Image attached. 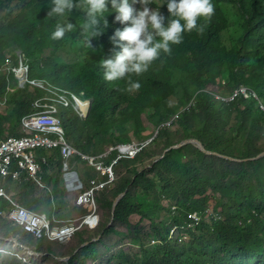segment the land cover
I'll return each mask as SVG.
<instances>
[{"label": "trees", "instance_id": "16d2710c", "mask_svg": "<svg viewBox=\"0 0 264 264\" xmlns=\"http://www.w3.org/2000/svg\"><path fill=\"white\" fill-rule=\"evenodd\" d=\"M38 1L51 0H0V18L4 17L0 24V69H5L0 75V94L9 90L6 49L19 45L38 59L46 48H54L55 54H61L57 64L50 67L54 64L52 59L45 69L38 64L33 75L47 77L73 90H86L95 99L89 121H81L72 111H63L69 138L77 148L97 154L108 145L146 141L153 136L147 121L151 127L161 126L183 112L195 97L196 106L190 112H183L174 127L161 130L153 144L136 159L121 162L115 184L98 197L104 222L95 230L86 228L79 232L70 244L77 243L68 253L56 252L55 247L63 244L48 238L37 239L24 231V237L32 238L36 245L23 237L20 241L42 255L31 256L25 248L0 239V259H4L0 264H264V157L237 162L207 154L194 145L172 149L164 155L166 149L189 139H197L211 151L238 159L252 158L264 151V111L259 104L245 100L228 104L211 96L248 84L264 100V0H232L238 9L241 29L230 49L220 50L218 55L198 53L200 43L220 48L216 39L210 37L219 29L208 23L204 33L185 34L183 43L147 72L140 76L133 74L131 79L141 87L131 92L127 91L128 77L110 84L104 79L100 61L112 55L111 27L93 38V47L88 48L87 34L82 28L87 21L83 8L74 7L60 15L64 25L74 26L61 41L50 38L47 44L38 29L28 35L17 31L13 18L27 4ZM102 24L103 21L101 27ZM116 26L114 32L126 25L118 22ZM224 82L227 88L223 87ZM42 96L39 90L22 92L20 100L15 99L11 116L0 112L1 139L23 136L18 131L21 121L34 112V103ZM60 168L59 161L45 170L44 182L53 186V191L41 188L28 172L20 181L13 175L0 176V185L14 194L19 204L56 214L59 220L85 215L87 210H80L68 200L60 183L54 185ZM13 170H18V164H13ZM150 170L154 171L150 173ZM125 191L127 194L113 220L114 201ZM13 206L12 200L0 197V236L5 238L15 235H10L12 222L1 212ZM193 211L200 212L208 221H203L204 226L191 228L192 238L184 241L181 236L188 231L186 219ZM135 215L139 220L132 224L131 217ZM119 227L129 228L128 234L120 237ZM100 236L99 241L78 252L84 243ZM68 256H71L69 260L60 259Z\"/></svg>", "mask_w": 264, "mask_h": 264}, {"label": "clouds", "instance_id": "9594fccd", "mask_svg": "<svg viewBox=\"0 0 264 264\" xmlns=\"http://www.w3.org/2000/svg\"><path fill=\"white\" fill-rule=\"evenodd\" d=\"M137 4L140 6L139 8L135 7V5ZM152 4H154V0H79V3H74V0H51L49 2L38 1L36 3L27 4L23 10H19L17 16L13 18L15 19L13 26L23 35L31 34L36 29H38L39 36L41 37V39L46 40L47 44L50 43V38H52L53 41H61L66 36V34L71 33L74 29V26L71 23H67L66 25H64V20L61 18V16H63L66 11L71 12L74 7L83 8L86 12L87 21L82 25V28L87 34L85 43L88 48L93 47V38L100 37L103 34V30L105 28L110 29L111 27L110 36L113 35L110 38L113 45L111 49L112 55L107 58L101 59L100 61V67L103 69L104 79L110 84V82L120 80L122 81L126 77H128L127 91L130 92L139 90L141 87V84L138 81H133L131 79V76L133 74L136 76H140L143 73L147 72L150 67H154L163 58L169 57L173 53L174 49L179 47L183 43L185 34L190 35L204 33V27L206 26V24L212 23L216 28L219 29V32L213 34L210 37L216 39L220 48L210 44L200 43L197 51L198 53L205 55H218L221 53V51L230 49L234 45L237 34L241 29L238 9L232 0H162V3L155 8L150 7V5ZM48 11V17L44 19V14ZM3 20L4 17L0 18V24L3 22ZM101 21H103L102 27ZM118 22L126 26L123 27V29H116L114 32V29L117 27L116 25ZM117 49L119 50L117 51ZM6 50L9 63V66L7 67V70L9 71V90L4 95L0 94V98L5 99L6 96L10 94L12 84L15 81L17 82L19 90L21 92L29 91L30 93H33L36 90H39L43 92V96L35 101L34 112L22 119L18 131H20L23 136H7L4 139H0V142L8 141L13 138L23 139L35 137L37 135H44V133L34 128L35 126H38V121L44 116H48L52 119V121H56L57 126L60 128V131H54V134L49 135L51 139L60 143L59 147H41L34 149L36 155L39 158V162L42 164V172L40 176L43 179L41 182H39L38 179L30 171L21 169L18 161H14V163L18 164V170H13L12 166V174L7 176H14L15 173L21 172L19 178H16L14 176L15 180L20 181L22 179V175L25 172H28L30 174V177L34 178L41 188H47L50 191H53V186H49L44 182L45 170L47 166L50 167L53 165H57L59 161L61 162V168L59 169L60 172L58 175H56L55 179H58L61 187L65 190L67 198H70V201L77 208L86 209L87 213L85 215L76 216L75 218L66 221L59 220L56 214H50L47 211L38 212L24 205L22 206L38 213H46L50 217L56 218L58 222L55 223V225H63L64 223L74 220L77 221L78 225H82V228L77 231L75 236L67 242L54 240L49 238L48 236L41 238H48L52 241L59 242L64 245H69L82 230L86 228H89L91 230L99 228L103 218V214L101 212L98 197L101 192H104L113 187L114 183L118 179L117 169L120 166L121 162L127 159H136L137 156L145 150V148H148L151 144H153L154 140L158 137L161 130H163L164 128L174 127V124L179 120L180 115H182L183 112H190L196 106V97L190 102V104L183 112L174 115L168 122L164 123L163 125L155 126V130L153 132H150L153 134L150 139L146 141H133L130 143H117L108 145L105 147V150L103 152L91 154L81 150L80 148H77L70 140L63 111H72L78 116L81 121H89L93 112L95 99L86 90H73L65 85L56 84L47 77L33 75V68L35 66L41 64V67L45 69V64L51 63L52 59L54 64L48 65L50 67H53V65L57 64L56 59L58 57H61V54H55V49L50 47L46 48L43 52V55L41 54L40 57L36 59V57L28 55L27 52L19 45ZM4 71L5 69H0V75H3ZM22 86H24L25 88H23ZM223 87L227 88V83L225 84L224 82ZM116 92L117 90H115V93ZM211 96L214 100L228 104L236 102L238 100L256 101L259 104L260 110L264 111V100L261 98L259 93L255 89L251 88L248 84H242L240 87H237L234 90H231V92H227L226 94H224V92L220 94L212 93ZM15 99L16 98H13L14 102ZM14 109L15 105L13 111ZM2 113L5 114V112ZM62 138L64 139V141H62ZM66 146L72 148V150L77 151V153L72 157L70 161L71 166L75 171H77V173H79L80 177L85 181L87 185L90 184V179L85 180L83 178L81 172L73 166V160H76L77 164L79 162L88 163L90 167L96 169L100 174L98 177L94 178L104 179V175L102 174V172L99 171L97 167L92 165L90 160L85 159L84 155L89 157H100L111 152L109 156L105 158L107 164L111 165L113 163V160L118 157V147L136 146L137 148H139V150L133 157L125 156L119 160L118 164L114 167L116 174L115 180L112 181L105 190L98 193L97 200L99 205L100 224L95 228H92L87 224H82L84 223V217L89 214V211L86 207H82L76 204L75 195L71 196L65 186V180L63 179V175L65 172V157L63 148H65ZM112 148H116L117 150H113ZM233 158L237 159L233 160L237 162L253 160L251 158ZM45 159H47V162H45ZM0 176L4 175L0 174ZM1 187L5 186L0 185V188ZM5 189L8 196L0 197L9 198L14 203V206L2 211L1 214L6 219L10 220L13 224L22 227L24 231L32 234L35 237L33 233L29 232L22 225L17 224L6 215L7 212L11 211L15 207V203L18 202H16L13 198L14 194L9 193L6 187ZM174 209H176L175 206ZM209 211L212 212V208L209 209ZM190 214H197L200 216L198 224H195L196 221L193 218L189 217ZM204 220L207 219L206 217H202L200 212H190L188 214L186 225L188 231L181 236L182 239L184 241H188L191 236V228H198L202 225ZM189 223H192L194 225L189 226ZM0 237V239L6 240L10 243H15L16 247L21 246L25 248L31 256L42 255L35 248L23 244L22 241H20L21 236L15 235L10 238H5L3 236ZM101 237L102 236L94 240H100ZM94 240L90 241V244L92 242H96ZM82 246L78 250V252L82 249ZM68 258L70 259L71 256L61 257L60 259L69 260Z\"/></svg>", "mask_w": 264, "mask_h": 264}, {"label": "built area", "instance_id": "2783aa9c", "mask_svg": "<svg viewBox=\"0 0 264 264\" xmlns=\"http://www.w3.org/2000/svg\"><path fill=\"white\" fill-rule=\"evenodd\" d=\"M34 128L44 133V135H37L35 137L23 139L13 138L8 141L0 142L1 175L7 176L12 174L13 163L14 161H18L21 169L30 171L39 182L42 181L43 178L40 176L42 172V164L39 162V158L34 149L41 147H59L60 143L51 139L49 135L54 134V131H60V128L57 126V122L52 121L48 116H44L40 119L38 121V126H35ZM62 141H64L63 138ZM112 149L117 150L116 148ZM138 150L139 148L136 146L118 147V157L113 160L111 165H108L105 161V158L108 157L111 152L100 157H89L84 155V158L90 160L91 164L97 167V169L104 175V179H90V184L87 185L80 177L79 173H77V171L71 166L70 161L77 151L72 150V148H69L68 146L63 148L65 157V172L63 179L65 180L67 191L71 196L75 195L77 205L86 207L89 211V214L83 219V225L87 224L92 228H95L100 224L99 205L97 200L98 193L105 190L108 185L115 180L116 174L114 167L118 164L119 160L125 156L133 157ZM45 162H47V159H45ZM20 175L21 172L14 174L16 178H19ZM0 196H8L5 187L0 188ZM6 215L11 220L22 225L26 230L33 233L38 239L48 236L54 240L67 242L82 228V225H78L75 220L64 223L63 225H55V223L58 222L56 218H52L46 213L32 211L18 203H15V207L7 212ZM189 217L196 221L195 224L199 223V215L190 214ZM193 225L194 224L189 223V226Z\"/></svg>", "mask_w": 264, "mask_h": 264}, {"label": "rangeland", "instance_id": "374dc122", "mask_svg": "<svg viewBox=\"0 0 264 264\" xmlns=\"http://www.w3.org/2000/svg\"><path fill=\"white\" fill-rule=\"evenodd\" d=\"M162 3V0H154V4L150 5V7H153L155 8L156 6H158L159 4ZM161 9V7H160ZM23 88H25L24 86H22ZM21 91L19 90V87H18V84L17 82H13L12 84V87H11V90H10V94L8 96H6L5 99L3 98H0V112H5L6 115H9L11 116L12 112H13V108H14V105H15V102L13 100V98H17V99H20V95H21ZM146 126L147 128H149V130H151L150 132H153L155 129V125L153 127H151V122L147 121L146 122ZM1 139V138H0ZM73 166L78 169L83 178L85 180H88V179H91V178H94V177H98L100 174L98 173V171H96V169L92 168V167H89L88 163L86 162H79L77 164V161L76 160H73ZM89 167V168H88ZM81 169V170H80ZM89 170V171H88ZM85 171V172H84ZM91 172V173H90ZM85 173V174H84ZM89 175V176H88ZM55 183L54 185H58L59 182H58V179L56 178L55 179ZM68 200H71L70 198H68ZM214 200L215 199H212L211 200V204L214 205ZM139 220V217L137 215L135 216H132L131 217V223L132 224H135L136 222H138ZM143 223L145 224L146 221H143ZM10 228H11V231H10V235H18V236H23L24 239L30 241L31 243L35 244L36 241H34L32 238L30 237H24L25 236V233H24V230L22 227H19L18 225H15L12 223V226L10 225ZM129 232V228L127 229L126 227H119L117 229V233L120 235V237H123V236H126ZM75 245V242L72 243ZM72 244H69V245H65L63 247L61 246H56L55 247V250L57 253H68L70 251V249L74 246ZM7 246L9 245L8 243L6 244ZM3 258L0 259V263L3 262ZM98 264H106L105 262H99ZM108 264V263H107Z\"/></svg>", "mask_w": 264, "mask_h": 264}, {"label": "water", "instance_id": "95a60500", "mask_svg": "<svg viewBox=\"0 0 264 264\" xmlns=\"http://www.w3.org/2000/svg\"><path fill=\"white\" fill-rule=\"evenodd\" d=\"M188 145H194L196 146L197 148H200L202 149L204 152H206L207 154H210V155H218V156H221L223 158H226V159H231V160H237V159H234L233 157L231 156H228V155H225V154H222V153H219V152H216V151H211L209 150L205 145H203V143L197 139H189V140H186L184 142H182L180 145H177V146H173L171 148H168L165 150V154L167 152H169L170 150L172 149H176V148H183L185 146H188ZM164 154V155H165ZM164 157V156H163ZM264 157V152H262L261 154H259L257 157H254V158H251L253 160L255 159H259V158H262ZM127 194V191L121 193L114 201V204H113V210H112V214H113V220H114V216H115V213H116V209L120 203V201L126 196ZM113 221L111 222V225H112ZM1 238V237H0ZM99 240V239H97ZM97 240H94V241H97ZM90 244V242H87L85 243L82 248H85L86 246H88ZM69 259V258H68Z\"/></svg>", "mask_w": 264, "mask_h": 264}, {"label": "bare ground", "instance_id": "6f19581e", "mask_svg": "<svg viewBox=\"0 0 264 264\" xmlns=\"http://www.w3.org/2000/svg\"><path fill=\"white\" fill-rule=\"evenodd\" d=\"M143 153V152H142ZM257 155V154H256ZM260 160V159H259ZM250 163V162H249ZM89 165V164H88ZM122 165V164H121ZM264 166V165H263ZM90 167V166H89ZM88 167V168H89ZM127 168V167H126ZM79 169V168H78ZM81 170V169H80ZM132 170H133V168L131 169V172H132ZM242 170V169H241ZM89 171V170H88ZM97 171V170H96ZM152 171H154V170H152ZM152 171L150 170V173H152ZM85 172V171H84ZM130 172V173H131ZM134 172V171H133ZM156 172V171H155ZM248 172V171H247ZM91 173V172H90ZM135 173V172H134ZM145 173V172H144ZM146 173H147V171H146ZM157 173V172H156ZM159 173V172H158ZM157 173V174H158ZM240 173V172H239ZM85 174V173H84ZM122 174V173H121ZM153 174H154V172H153ZM156 174V175H157ZM161 174V173H160ZM130 175V174H129ZM133 175V174H132ZM142 175V174H141ZM55 176V175H54ZM53 176V177H54ZM89 176V175H88ZM167 176V175H166ZM166 176H165V178H166ZM128 177V176H127ZM133 177V176H132ZM156 177V176H155ZM160 177L162 178V174L160 175ZM129 178H131L130 176H129ZM136 178H138V177H136ZM141 178H144V177H141ZM157 178V177H156ZM145 179H146V176H145ZM144 179V180H145ZM167 179V178H166ZM152 180V179H151ZM1 181V180H0ZM56 181V180H55ZM122 181H123V179H122ZM122 181H121V183H122ZM132 181V180H131ZM136 181V180H135ZM153 181V180H152ZM165 181V180H164ZM127 182V181H126ZM128 182H130V180H128ZM162 182V181H161ZM120 183V184H121ZM124 183H125V181H124ZM115 184V183H114ZM119 184V183H118ZM164 184V183H163ZM117 185V184H116ZM127 185V184H126ZM134 185V184H133ZM124 186H125V184H124ZM128 186V185H127ZM49 190V189H48ZM102 193H106V192H102ZM162 194V193H161ZM159 196H160V194H158ZM64 196V195H63ZM166 197V196H165ZM58 198V197H57ZM57 198H56V200H57ZM61 198V197H60ZM169 199V198H168ZM52 200H53V198H52ZM100 200V199H99ZM166 200V199H165ZM17 201V200H16ZM60 202H62L61 200H59ZM59 201H57V202H59ZM161 201V200H160ZM175 201V200H174ZM20 202V201H19ZM164 202V201H163ZM168 202V201H167ZM22 203V202H21ZM67 203V202H66ZM165 203V202H164ZM170 203V202H169ZM166 204V203H165ZM22 205V204H21ZM55 205V204H54ZM25 206V205H24ZM57 206V205H56ZM101 206V205H100ZM173 206V205H172ZM161 207V206H160ZM162 207H164V206H162ZM55 208H57V207H55ZM172 208V207H171ZM212 208V207H211ZM31 209V208H30ZM163 209V208H162ZM170 208H167V210H169ZM81 210V209H80ZM79 210V211H80ZM117 210V209H116ZM164 210V209H163ZM170 211H171V209H170ZM213 211V210H212ZM39 212V211H38ZM51 212V211H50ZM74 212V211H73ZM82 212H83V210H82ZM173 212V211H172ZM194 212V211H193ZM202 212V211H201ZM214 212H216V211H214ZM203 213H204V211H203ZM171 214V213H170ZM189 214V213H188ZM210 215V214H209ZM60 216V215H59ZM74 216V214H72V217ZM158 216H159V213H158ZM175 216V215H174ZM185 216V215H184ZM183 216V217H184ZM208 216V215H207ZM220 217H221V215H220ZM74 218V217H73ZM171 218V217H170ZM170 218H168V219H170ZM175 218V217H174ZM187 218V217H186ZM208 218V217H207ZM66 219V218H65ZM67 219H68V216H67ZM151 219V218H150ZM154 219V218H153ZM152 219V220H153ZM180 219V218H179ZM187 220V219H186ZM186 220H185V222H186ZM211 220H212V218H211ZM167 221V220H166ZM176 221H177V219H176ZM175 221V222H176ZM180 221H181V219H180ZM180 221H179V223H180ZM183 221V220H182ZM206 221H208V219L206 220ZM214 221H215V219H214ZM102 222H104V221H102ZM101 222V223H102ZM219 222H221V219H220V221ZM147 223V222H146ZM166 222H164V224H165ZM168 223V222H167ZM178 223V224H179ZM182 223V222H181ZM218 223V222H217ZM175 224V223H174ZM208 224V223H207ZM210 224V223H209ZM215 224V223H214ZM142 225H144V224H142ZM150 225V224H149ZM176 225V224H175ZM181 225V224H180ZM203 226H204V224H202ZM213 226V225H212ZM214 226H216V225H214ZM141 227V226H140ZM152 227V226H151ZM167 227V226H166ZM184 227V226H183ZM143 228V227H142ZM149 228V227H148ZM153 228V227H152ZM151 228V229H152ZM167 228H169V227H167ZM203 228V227H202ZM143 229H145V227L143 228ZM150 229V228H149ZM150 229V230H151ZM194 229V228H193ZM91 230V229H90ZM197 230V229H196ZM202 230V229H201ZM169 231H171V230H169ZM179 231V230H178ZM198 231V230H197ZM86 232H87V230H86ZM85 232V233H86ZM89 232V231H88ZM166 232H168V231H166ZM185 232V231H184ZM211 232H213L212 230H211ZM81 233V232H80ZM87 234V233H86ZM177 234V233H176ZM179 234V233H178ZM191 234V233H190ZM14 235V234H13ZM19 235V234H18ZM175 235V234H174ZM180 235V234H179ZM179 235H178V237H179ZM78 236V235H77ZM80 236V235H79ZM83 236V235H82ZM176 236V235H175ZM200 236V235H199ZM23 237V236H22ZM81 237V236H80ZM84 237V236H83ZM168 237V236H167ZM195 237V236H194ZM198 237V236H197ZM76 238V237H75ZM86 238V237H85ZM166 238V237H165ZM190 238H192V237H190ZM77 239H78V237H77ZM162 239V238H161ZM182 239V238H181ZM196 239V238H195ZM26 240V239H25ZM160 240V239H159ZM79 242V241H78ZM170 242H171V240H170ZM179 242V241H178ZM177 242V243H178ZM181 242H183V241H181ZM180 242V243H181ZM30 243V242H29ZM75 243H77L76 241H75ZM173 244H174V242H172ZM171 243V244H172ZM188 243V242H187ZM191 243V242H190ZM33 244V243H32ZM156 244V243H155ZM161 244V243H160ZM179 244V243H178ZM189 244V243H188ZM34 245V244H33ZM36 245V244H35ZM72 245H74V244H72ZM132 245V244H131ZM157 245V244H156ZM63 246H64V244H63ZM67 246V245H66ZM146 246V245H145ZM155 246V245H154ZM162 245H160V247H161ZM45 247V246H44ZM157 247H159V246H157ZM40 248V247H39ZM94 248V247H93ZM87 249V248H86ZM95 249V248H94ZM4 250V249H3ZM91 250V249H90ZM17 253V252H16ZM77 255V254H76ZM6 258V257H5ZM79 258H80V256H79ZM82 259V258H81ZM80 260V259H79ZM139 260H141V259H139ZM77 261V260H76ZM70 264V263H69Z\"/></svg>", "mask_w": 264, "mask_h": 264}]
</instances>
